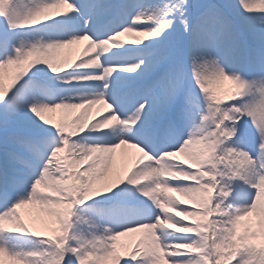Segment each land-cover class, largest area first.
I'll return each mask as SVG.
<instances>
[{
    "label": "snow or ice",
    "instance_id": "snow-or-ice-1",
    "mask_svg": "<svg viewBox=\"0 0 264 264\" xmlns=\"http://www.w3.org/2000/svg\"><path fill=\"white\" fill-rule=\"evenodd\" d=\"M0 264H264V0H0Z\"/></svg>",
    "mask_w": 264,
    "mask_h": 264
},
{
    "label": "bare ground",
    "instance_id": "bare-ground-1",
    "mask_svg": "<svg viewBox=\"0 0 264 264\" xmlns=\"http://www.w3.org/2000/svg\"><path fill=\"white\" fill-rule=\"evenodd\" d=\"M123 39H130L129 37H124ZM87 42H82L80 44H77V45H73L70 49H64V50H61L60 53L58 54V58L59 59H66L67 57L66 56H71V54L73 53V55H76V57H79L80 53L82 52L85 44ZM224 83V88L227 87V84L229 82L225 81L223 82ZM68 115H71V113H67ZM92 114L95 115L96 114V108L94 107L92 109ZM118 151H121V150H118ZM141 234L139 233H134V234H130L129 237H124V238H121L122 241H129V240H136V239H139Z\"/></svg>",
    "mask_w": 264,
    "mask_h": 264
},
{
    "label": "rangeland",
    "instance_id": "rangeland-1",
    "mask_svg": "<svg viewBox=\"0 0 264 264\" xmlns=\"http://www.w3.org/2000/svg\"><path fill=\"white\" fill-rule=\"evenodd\" d=\"M75 56H76V55H73V53H72L71 56H70V58H69V56H66V57H67L66 59H69V60H71V59H76ZM231 87H232V86H231V84L229 83L228 86H227V89H225V88H224V85L221 83L220 85H218V90L221 91V92H223V91H227V90H229ZM77 111H79V110H77ZM64 116H65L66 119H70V118H71V115H68L67 113H65ZM121 242H122V243H128L129 241H127V242L121 241Z\"/></svg>",
    "mask_w": 264,
    "mask_h": 264
}]
</instances>
